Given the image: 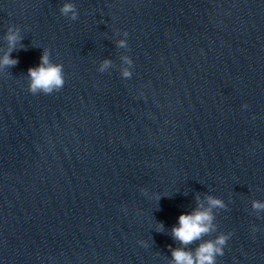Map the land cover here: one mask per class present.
<instances>
[{"label":"clouds","instance_id":"obj_1","mask_svg":"<svg viewBox=\"0 0 264 264\" xmlns=\"http://www.w3.org/2000/svg\"><path fill=\"white\" fill-rule=\"evenodd\" d=\"M60 12L63 16L68 17L71 20H76L78 17L77 9L74 3L65 2L60 8ZM125 37L128 36L127 32H124ZM21 36L19 29L9 27L6 34V40L8 43V52L5 53L2 59H0V68H6L15 66L18 61L11 58V52L16 48ZM22 47V45H21ZM118 47L127 48L126 40H120ZM124 64L128 65L122 69L121 75L124 78H130L132 73L129 68L132 65V60L128 56L122 57ZM111 65V61L105 60L100 67V71L103 72ZM28 76L30 79L29 91L32 94L42 92L44 94H51L54 91L58 92L65 83L63 65L52 63L49 60V52L44 51L41 56V62L37 67L28 69ZM247 107V105H244ZM208 206L198 205L197 209L191 214H181L178 218L177 227L172 228V235L175 239L179 240L181 244L187 245L195 240H199L202 236L215 231V225L213 224V208H224V203L217 198L209 196L207 198ZM252 207L256 210L264 209V203L259 201H253ZM162 230V225L158 226V231ZM255 231V229H253ZM230 238V234H220L214 240H208L201 243L195 253L185 251L182 248L172 250L173 264H216L217 256L224 254L223 248Z\"/></svg>","mask_w":264,"mask_h":264}]
</instances>
